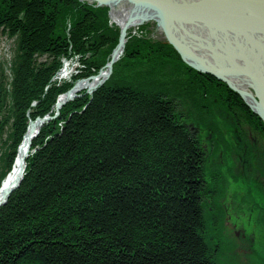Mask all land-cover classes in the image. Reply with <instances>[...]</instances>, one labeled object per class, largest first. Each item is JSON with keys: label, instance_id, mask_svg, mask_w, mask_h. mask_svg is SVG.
I'll list each match as a JSON object with an SVG mask.
<instances>
[{"label": "trees", "instance_id": "obj_1", "mask_svg": "<svg viewBox=\"0 0 264 264\" xmlns=\"http://www.w3.org/2000/svg\"><path fill=\"white\" fill-rule=\"evenodd\" d=\"M66 24L69 35H57ZM116 32L106 9L76 0H0V34L15 38L11 75L0 84V91L9 86L12 102L0 182L28 120L52 115L66 91L44 93L57 58ZM129 53L124 49L123 59ZM116 76L91 99L65 106L60 128L52 120L32 140L22 181L0 208V264H218L207 232V220L210 227L216 221L208 202L218 191L203 139L157 78L129 83ZM235 99L227 104L241 108ZM251 192L262 208L264 185Z\"/></svg>", "mask_w": 264, "mask_h": 264}, {"label": "rangeland", "instance_id": "obj_2", "mask_svg": "<svg viewBox=\"0 0 264 264\" xmlns=\"http://www.w3.org/2000/svg\"><path fill=\"white\" fill-rule=\"evenodd\" d=\"M76 1L85 3L92 8L106 9L108 25L116 29L117 32L100 37L99 45L94 44L97 42L94 41V38L89 39L90 42L88 40L84 44L80 43V47H82L79 52V46L73 48L74 50L69 47L66 55L57 58L59 67L50 81L59 87L63 85L62 90L67 87L64 92H68L73 89L76 82L84 80L86 76L90 78L98 75L102 69L109 65L113 57L118 59L108 70L107 82L118 79L117 74L123 79L116 81L129 83L145 80V77L148 82L152 81V77L157 78L162 89L166 88L172 92L174 97L177 96L179 111L187 114L186 116L190 118L192 129L199 133L207 151L209 170L212 172L214 185L218 191L214 200L208 202V204H212V219L214 218L216 221L210 227L212 221L207 220V232L210 242L215 244L214 253L218 264H264V205L262 208L255 207L256 196L251 192V189L257 188V184L260 182L264 185V122L258 111H253L251 102H245V99L237 96L226 84L212 76H210L212 81L204 80L203 76L206 75L201 74L196 67L182 58L172 44L160 41L163 38L158 34L154 23L148 22L134 27L125 44L126 48L125 46L122 48L118 57L119 50H116V47L120 42V30L112 22L110 7L104 2L97 1L95 3V0ZM83 24L82 22L75 29L81 28ZM62 27L64 25L59 27L56 34L61 36L64 31V34L68 36L72 24H66L64 29ZM115 36L116 39L112 40ZM14 39L6 34H0V84L11 75ZM90 47H92L91 50H89ZM127 48L130 51L129 56L123 59L124 49ZM166 50H168L169 56H166ZM38 60L47 61L48 59L41 57ZM52 61L53 58L49 59L48 63ZM96 64H102V67L97 71L88 68L90 65ZM63 69L67 73L65 76L59 75ZM198 83L200 85L203 83L204 86L200 87ZM140 84L144 85V83ZM223 85L230 93L224 90ZM6 89L0 91V98L3 101L0 105V171L6 153L9 152L8 134L12 124V120L8 119L6 114V110L12 105L8 91L9 86ZM88 95L82 91L78 97L65 102L58 110L54 105L51 112L55 117L52 118V115L47 116L48 114H46V119L59 118L62 109L70 102L89 99L91 96ZM235 96L241 101L243 105L239 104L241 108L237 105L227 104V102L233 104L236 100ZM33 104L35 105V103ZM247 112L251 113L256 120H251ZM52 120H47L46 123L48 124ZM56 121L58 122L56 127L60 128L61 120L56 119ZM37 133L39 135L40 131ZM17 148L18 146L15 149V156ZM32 153L33 151H30L29 148L26 159ZM253 161L256 165H253ZM25 167L26 163L20 182L24 176ZM11 168L12 165L10 170L5 173V179ZM250 192L253 196L251 200ZM8 198L2 206L6 204ZM258 202L264 203V200L259 199Z\"/></svg>", "mask_w": 264, "mask_h": 264}, {"label": "water", "instance_id": "obj_3", "mask_svg": "<svg viewBox=\"0 0 264 264\" xmlns=\"http://www.w3.org/2000/svg\"><path fill=\"white\" fill-rule=\"evenodd\" d=\"M106 1L132 4L138 15L126 25L116 50L124 48L141 16L140 4H146V13H155L154 24L166 37L160 41L179 46L189 64L217 72L230 85L258 87V113L264 122V0ZM19 184L9 186L0 206Z\"/></svg>", "mask_w": 264, "mask_h": 264}, {"label": "bare ground", "instance_id": "obj_4", "mask_svg": "<svg viewBox=\"0 0 264 264\" xmlns=\"http://www.w3.org/2000/svg\"><path fill=\"white\" fill-rule=\"evenodd\" d=\"M99 2H104L107 6L110 7L112 22L115 23L119 27V30L121 32V37H120L121 41L120 42H123L122 34L125 30L126 25L128 23H130L132 20H134L136 17H138V15H135L132 4L106 1V0H99ZM140 13H141V16H140L135 27L140 26V25L145 24V23H148V22L154 23L155 13H146V4H140ZM156 27H157L158 34L161 36V38L166 39L161 27L157 26V25H156ZM174 46H175L176 50L178 51V53L180 54V47L176 46V45H174ZM121 51H122V47L120 45L119 51L117 52L118 57L120 56ZM181 57L184 58L189 63V58L184 57V56H181ZM117 59H118L117 57H113V62L115 63V61ZM113 62H112V64H113ZM192 66H194V65H192ZM194 67H196L198 69V71H200L201 74H205L206 76H204V77L212 76L214 79L219 80L221 83H224L227 86L228 85L232 86L231 87L232 89L228 86L231 89V91H233L237 96L245 99L244 100L245 102L246 101H247V103L251 102L250 105H251L253 111L256 112L259 110V102H260L259 100H262V98H261L260 92L258 90V87L230 85V84L218 79L217 78V72H214V71H211L208 69H204V68H201L198 66H194ZM108 70H109V66L102 69L98 73V75L92 76L90 78L86 76L84 80L76 82L73 89H70L68 92L59 93V96H57L58 98L55 99V103H54L55 108L58 110L61 106H63L65 104V102H68L69 100L75 99L76 97H78V94L82 91H85L87 93V95L90 94L91 97H89V99H91L92 96L94 95V93H96L98 91V89H100L107 82L106 75L109 74ZM66 74L67 73H65V69H63L59 75L65 76ZM51 87L53 89H56V88L61 89L63 87V85L59 87V86L53 84L52 81H50L48 83V85L45 87L46 91L44 88V93H47L48 89ZM31 107H32V109L36 108V106L34 104ZM47 116H50V114ZM42 119L43 120L40 119L38 121H29L28 122L26 131H25L23 137L21 138V140L19 141V145H18V148L16 151V156H15V159L12 163L11 171H10L8 177L3 181V183L0 187V202L3 201L4 198L6 197V195L8 194L7 190L9 188V185L13 184V183L15 184L18 180H20L21 175L23 173L26 157L29 154V148H30L31 141L34 138V136L37 134V132H39L40 129L45 124H47L46 122L50 118L46 119V117H44Z\"/></svg>", "mask_w": 264, "mask_h": 264}]
</instances>
